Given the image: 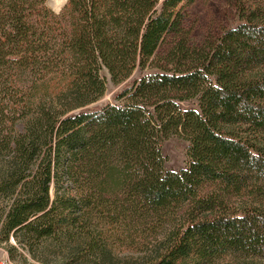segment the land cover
<instances>
[{
    "label": "trees",
    "instance_id": "1",
    "mask_svg": "<svg viewBox=\"0 0 264 264\" xmlns=\"http://www.w3.org/2000/svg\"><path fill=\"white\" fill-rule=\"evenodd\" d=\"M197 0H0V244L37 264H264V0L192 45ZM168 45L164 53L161 48ZM113 83L151 72L115 103ZM196 100L198 109H184ZM189 143L165 169L162 144ZM217 188L209 192V188ZM241 199L230 207L225 197ZM19 254V253H18Z\"/></svg>",
    "mask_w": 264,
    "mask_h": 264
},
{
    "label": "rangeland",
    "instance_id": "2",
    "mask_svg": "<svg viewBox=\"0 0 264 264\" xmlns=\"http://www.w3.org/2000/svg\"><path fill=\"white\" fill-rule=\"evenodd\" d=\"M69 0H49L48 6L55 13H60L67 5ZM239 17L234 7L227 0H197L194 4L186 8L185 28L189 33L190 43L192 45H202L205 41L214 40L221 33L229 28H235L239 25ZM168 45L161 48L160 53H164L168 49ZM148 72L136 71L133 76L124 83L115 84L112 82L109 73L106 70L101 72V75L106 81V93L104 97L96 104V106H104L108 103H115V99L119 93L132 85L133 82L139 80L143 74ZM182 107L186 109H198L196 100L185 102ZM189 143L180 138L172 137L162 144V153L165 158V169L171 172H180L187 167V153ZM217 188H209V192L215 191ZM225 201L230 207L237 206L241 199L235 196L225 197ZM1 225V224H0ZM11 247H17L13 238L7 244H0V264H37L35 260L25 251L20 248L15 260H10ZM147 255L145 246L137 250L123 248L116 252V257H113L112 262L118 263L119 260L127 259L132 263H138L141 258ZM53 264H109L95 258H85L75 261L64 255H57L53 259ZM240 259L237 257H226L214 264H239Z\"/></svg>",
    "mask_w": 264,
    "mask_h": 264
}]
</instances>
